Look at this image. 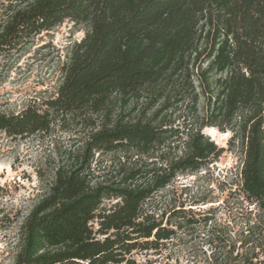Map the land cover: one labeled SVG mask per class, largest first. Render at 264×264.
<instances>
[{
	"label": "trees",
	"instance_id": "16d2710c",
	"mask_svg": "<svg viewBox=\"0 0 264 264\" xmlns=\"http://www.w3.org/2000/svg\"><path fill=\"white\" fill-rule=\"evenodd\" d=\"M63 19L85 28L55 96L0 112L9 137L58 127L72 139L20 225L14 264H141L135 253L195 227L208 229L206 264H264V0H0V54ZM208 127L242 153L249 206L230 230L211 208L158 197L222 155Z\"/></svg>",
	"mask_w": 264,
	"mask_h": 264
},
{
	"label": "rangeland",
	"instance_id": "374dc122",
	"mask_svg": "<svg viewBox=\"0 0 264 264\" xmlns=\"http://www.w3.org/2000/svg\"><path fill=\"white\" fill-rule=\"evenodd\" d=\"M84 28L63 19L51 29L32 34L12 52L0 54V112L14 114L55 96L61 65ZM69 134L58 127L47 134L15 138L0 131V264H14L20 225L47 191L57 152L72 141ZM230 135L218 140L209 135L224 149L222 155L208 167L179 173L158 193L159 199L193 211L211 208L218 228L230 230L242 222L249 206L240 192L242 153L229 148ZM207 230L181 229L178 238L161 251L135 253V258L141 264H206Z\"/></svg>",
	"mask_w": 264,
	"mask_h": 264
},
{
	"label": "bare ground",
	"instance_id": "6f19581e",
	"mask_svg": "<svg viewBox=\"0 0 264 264\" xmlns=\"http://www.w3.org/2000/svg\"><path fill=\"white\" fill-rule=\"evenodd\" d=\"M204 133L206 135H208V136L209 135L212 136V139H217L219 137H224V136H228L229 135L228 131H226L224 133H219L214 127L205 128L204 129Z\"/></svg>",
	"mask_w": 264,
	"mask_h": 264
}]
</instances>
